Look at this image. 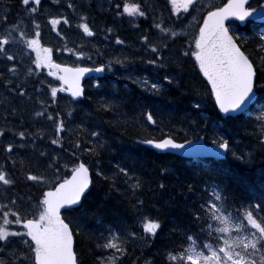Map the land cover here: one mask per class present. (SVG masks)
<instances>
[{"label":"snow or ice","instance_id":"obj_1","mask_svg":"<svg viewBox=\"0 0 264 264\" xmlns=\"http://www.w3.org/2000/svg\"><path fill=\"white\" fill-rule=\"evenodd\" d=\"M19 4L22 14L15 22L9 20L7 8L0 15L4 93L0 264H123L130 245L148 247L165 230L160 209L146 207L142 174L127 164H115L111 175L101 168L100 153L117 150L103 139L108 133L105 124L121 136L134 128L138 150L197 159L204 153L220 158L231 153L235 160L251 163L253 152H238L226 130L242 122L244 134L264 151V28L252 37L239 30L252 19L264 21V3L252 7L251 0H48L46 5V0H19ZM97 9L103 16L99 24ZM117 21H126L133 30L131 41L119 35ZM45 26L61 46L43 41ZM62 28H75L80 42L69 46ZM97 35L102 43L92 42ZM109 44L124 51L106 56ZM65 53L71 63L57 61ZM188 60L206 82L205 91L193 90L185 119L173 123L157 98L172 99L169 93L180 83L176 69ZM117 71L124 74L125 90L132 84L148 94L131 109L107 77L91 80L89 89L96 95L86 96V74ZM61 93L69 94L64 103ZM81 98L93 103V111L107 121L82 119L70 126ZM41 122L50 129L37 127ZM21 149L29 154L20 155ZM159 173L166 176L169 169L161 167ZM93 175L111 179L110 189L116 191L114 178L124 177L131 192L124 213L106 215L93 202ZM18 176L36 186L35 195L20 193ZM186 187L192 192L195 185ZM156 188L163 190L165 184L147 190ZM201 192L189 210V223L169 229L179 242L151 255L141 249L131 264H156L157 256L164 264H264V190L259 196L254 190L236 195L228 183L209 179L202 182ZM90 219L102 227L90 233L86 260L78 251L77 238L89 228Z\"/></svg>","mask_w":264,"mask_h":264},{"label":"trees","instance_id":"obj_2","mask_svg":"<svg viewBox=\"0 0 264 264\" xmlns=\"http://www.w3.org/2000/svg\"><path fill=\"white\" fill-rule=\"evenodd\" d=\"M48 0H46L47 5ZM264 3V0H253L251 2L252 7H256L257 3ZM219 3V0L218 2ZM107 5L105 4V7ZM9 10V20L15 22L18 15L22 14L20 11L19 0H0V15L4 14V9ZM95 16L96 22L99 24L103 20V16L99 14V9L96 10ZM40 19L43 21L44 17ZM119 35L122 38H127L129 41L135 36L133 30L129 27L128 23H120ZM260 24L255 22H248L246 26L240 27V31L249 37L261 29ZM61 31L68 37L69 46L72 41L80 42L81 36L79 32L73 28L72 30H66L62 28ZM114 41V37L111 38ZM43 41L49 46H61L59 38L54 32L50 30V27L45 26L43 30ZM94 43H102V38L97 35ZM253 46L252 41H249L248 48ZM124 51L120 46L113 47L111 44L108 46L106 56L112 54H118ZM58 62H72V58L65 53L63 56H58ZM91 66V65H89ZM177 79L180 81L179 86L174 88L169 95L172 97L170 100L164 98H157L163 106L164 116L173 123L179 122L185 119V113L188 111L190 105L189 100L194 95V91L203 93L205 91V81L199 75L198 69H193V64L190 60L186 61L182 69H176ZM47 72L45 70V76ZM124 74L117 71L115 74L106 73L102 78L107 77L111 80V83L115 85L113 91L118 90L119 94L126 97L128 102V108L137 102V99H143L147 96V93H142L141 90L132 84L128 85V89L125 90L124 83L121 77ZM43 78V77H42ZM51 81L52 77H47ZM91 81L85 83L86 96L92 95L95 98V93L89 89ZM194 90V91H193ZM4 93L0 92V103H2V97ZM61 103H64L69 99V94L61 93ZM77 109L74 119L72 121V127L76 123H79L82 119H92L96 122L101 120L107 121L108 117L103 114L93 111L94 104L89 102L86 98L81 99L79 105H74ZM208 111H211V102L207 105ZM27 119V116L25 117ZM190 118V117H189ZM242 122H237L235 125H229L227 127L228 134L232 137L237 151L249 152L254 154V160L251 163H242L235 160L231 153L228 154L224 160L214 159H189L179 155H173L169 153H157L153 149L138 150L133 143V133L135 131L131 126L129 127V134L127 136H121L119 132L111 126L105 124L108 129V133L104 140L116 148V151L107 149L100 153L99 160L101 168L107 175H111L114 171V165L120 163L122 165L127 164L130 168L135 170L138 174H142L145 183L144 196L146 197V207H152L155 205L160 209L159 215L162 220L165 221V230L156 237L155 242L151 243L148 247L143 244L136 243L130 245V255L123 260V264H131V261L137 256L141 255V249L145 255H151L161 250L163 246L170 245L179 242V237L174 236L169 229L178 225H187L189 223V210L193 205L199 202L203 196L201 192L202 182L204 180L216 179L222 180L229 184L230 191L236 195L247 194L249 191L255 192L259 196L260 192L264 190V151L259 150L253 145V142L244 134L243 128L240 126ZM43 126L49 128L50 126L45 123L37 124V127ZM7 140V137L5 138ZM29 153L25 149L20 150V155L27 156ZM0 162H2V156H0ZM161 167H167L169 174L161 176L159 169ZM115 187L119 189H110L112 180L105 181L102 177H95L93 175V197L92 200L96 205L101 206L106 215L122 214L125 211L127 205V198L131 195L127 186L124 183V177H115ZM148 182H151L149 184ZM163 182L165 188L163 190L156 188L155 191H148L149 187H155V185ZM194 184L195 188L192 192H189L186 185ZM17 188L21 194L27 196L29 194L35 195L37 188L31 183L25 182L22 176H18ZM131 224V221H127ZM107 223V221H106ZM89 228L84 230V234L79 236L77 248L81 255L87 260L89 259V249L92 246L93 237L90 233L93 230L99 231L102 225L98 224L95 220L90 219L88 221ZM139 231V229H136ZM135 249V251H133ZM156 264H164L163 257H156Z\"/></svg>","mask_w":264,"mask_h":264},{"label":"water","instance_id":"obj_3","mask_svg":"<svg viewBox=\"0 0 264 264\" xmlns=\"http://www.w3.org/2000/svg\"><path fill=\"white\" fill-rule=\"evenodd\" d=\"M252 21L259 22V23H264V21H261V20H258V19H252ZM244 25H246V24H244ZM244 25H242V26H244ZM102 75H103V73H88V74L85 75L84 81L86 79L90 78V77H98L99 78ZM84 81H83V83H84ZM155 151L159 152L158 150H155ZM159 153H162V152H159ZM177 155H180V156H183V157H187V158H195V157L184 156L182 154H177ZM225 157L226 156L220 158V157H216V156H213L211 154H208V153L201 154V156H200V158H214V159H223ZM195 159H197V158H195Z\"/></svg>","mask_w":264,"mask_h":264},{"label":"bare ground","instance_id":"obj_4","mask_svg":"<svg viewBox=\"0 0 264 264\" xmlns=\"http://www.w3.org/2000/svg\"><path fill=\"white\" fill-rule=\"evenodd\" d=\"M89 66V65H88ZM106 73H103V75L101 76V78L105 75Z\"/></svg>","mask_w":264,"mask_h":264},{"label":"rangeland","instance_id":"obj_5","mask_svg":"<svg viewBox=\"0 0 264 264\" xmlns=\"http://www.w3.org/2000/svg\"><path fill=\"white\" fill-rule=\"evenodd\" d=\"M216 2H218V0H216Z\"/></svg>","mask_w":264,"mask_h":264}]
</instances>
